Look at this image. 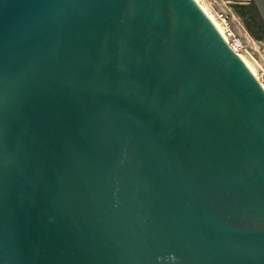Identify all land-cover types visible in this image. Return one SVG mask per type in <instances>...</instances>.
<instances>
[{"label": "water", "instance_id": "water-1", "mask_svg": "<svg viewBox=\"0 0 264 264\" xmlns=\"http://www.w3.org/2000/svg\"><path fill=\"white\" fill-rule=\"evenodd\" d=\"M0 264H264V88L195 0H0Z\"/></svg>", "mask_w": 264, "mask_h": 264}, {"label": "rangeland", "instance_id": "rangeland-1", "mask_svg": "<svg viewBox=\"0 0 264 264\" xmlns=\"http://www.w3.org/2000/svg\"><path fill=\"white\" fill-rule=\"evenodd\" d=\"M203 1V0H201ZM226 10L231 15L234 39L239 44V54L247 59L264 81V25L259 15L251 11L247 0H229ZM204 3V1H203ZM205 7L207 6L204 3Z\"/></svg>", "mask_w": 264, "mask_h": 264}, {"label": "built area", "instance_id": "built-area-1", "mask_svg": "<svg viewBox=\"0 0 264 264\" xmlns=\"http://www.w3.org/2000/svg\"><path fill=\"white\" fill-rule=\"evenodd\" d=\"M203 1L208 7V12H206L207 16H209L210 19L215 18L222 25L224 29V34L220 32L221 35L224 37L225 40L227 38L226 40L227 43L236 53H238L239 44L236 42L237 40L234 39V33L232 32L231 15L226 10V4H229L230 1L229 0H203ZM247 1L250 2V0ZM259 79L258 80L262 85V83H264L263 78L259 77Z\"/></svg>", "mask_w": 264, "mask_h": 264}, {"label": "bare ground", "instance_id": "bare-ground-1", "mask_svg": "<svg viewBox=\"0 0 264 264\" xmlns=\"http://www.w3.org/2000/svg\"><path fill=\"white\" fill-rule=\"evenodd\" d=\"M197 2V4L201 7V9L206 13L208 12V7L204 5L203 1L201 0H195ZM211 21L214 23V25L216 26V28L219 30V32H221L222 34H224V29L222 27V25L215 19V18H211ZM225 36V35H224ZM227 40V38H226ZM237 42V41H236ZM238 43V42H237ZM239 54V52H238ZM239 56L242 58V60L245 62V64L248 66V68L250 69V71L255 75V77H257L259 79V76L257 75L254 66L252 65V63H250L247 59H245V57H243L241 54H239ZM260 80V79H259ZM262 86L264 88V83H262Z\"/></svg>", "mask_w": 264, "mask_h": 264}, {"label": "flooded vegetation", "instance_id": "flooded-vegetation-1", "mask_svg": "<svg viewBox=\"0 0 264 264\" xmlns=\"http://www.w3.org/2000/svg\"><path fill=\"white\" fill-rule=\"evenodd\" d=\"M250 6H248V8L251 10V11H254L256 14H258L257 13V10H256V8H255V6H254V4H253V2H252V0H250Z\"/></svg>", "mask_w": 264, "mask_h": 264}, {"label": "trees", "instance_id": "trees-1", "mask_svg": "<svg viewBox=\"0 0 264 264\" xmlns=\"http://www.w3.org/2000/svg\"><path fill=\"white\" fill-rule=\"evenodd\" d=\"M264 25V24H263Z\"/></svg>", "mask_w": 264, "mask_h": 264}]
</instances>
